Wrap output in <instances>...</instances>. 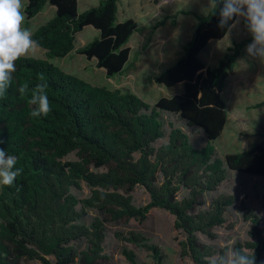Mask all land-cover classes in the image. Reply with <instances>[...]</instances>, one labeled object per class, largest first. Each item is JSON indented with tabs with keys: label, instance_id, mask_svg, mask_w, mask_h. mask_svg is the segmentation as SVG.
<instances>
[{
	"label": "trees",
	"instance_id": "trees-1",
	"mask_svg": "<svg viewBox=\"0 0 264 264\" xmlns=\"http://www.w3.org/2000/svg\"><path fill=\"white\" fill-rule=\"evenodd\" d=\"M119 0H100L98 6L78 12L77 0H28L27 20L39 14L47 3L56 15L34 33L33 39L46 52L45 58L24 57L16 61L12 84L0 98V149L17 158L22 169L12 186L0 189V264H102L106 224L131 220L143 222L152 209L174 217V229L184 235L179 242L180 257L193 264H211L217 251L200 242L198 234L215 238L214 230L227 222V209L238 198L220 194L207 208L204 195L215 191L228 171L264 177V138L249 150L216 157L213 144L227 121L222 92L234 73L236 61L252 38L235 43L216 67H208L199 53L210 40L222 39L236 18L220 26L223 0L213 2L207 16H199L184 54L170 68L155 76L166 87L184 83V92L162 97L153 106L135 93L96 86L66 73L50 60L63 58L74 49L76 35L86 26L100 36L78 50L96 59L107 78L121 74L129 59L126 47L137 29L133 19L117 22ZM44 77L52 111L47 117H32L30 91ZM29 85L23 97L18 89ZM264 105V101L254 108ZM163 113H172L188 127L200 128L206 143L195 147L189 135L173 127L168 142L163 138ZM75 154L76 160H65ZM90 188L80 198L72 189L81 183ZM143 187L149 202L136 206L130 193ZM181 191L185 192L179 198ZM95 211L89 223L86 216ZM251 222L252 240L234 247L247 250L256 264H264V217L243 206ZM121 241L145 248L155 264H165L160 249L148 243L141 232H116ZM226 249H221L218 256ZM130 264L138 263L133 250L123 248ZM217 256V257H218ZM53 258V261L50 260Z\"/></svg>",
	"mask_w": 264,
	"mask_h": 264
},
{
	"label": "crops",
	"instance_id": "crops-1",
	"mask_svg": "<svg viewBox=\"0 0 264 264\" xmlns=\"http://www.w3.org/2000/svg\"><path fill=\"white\" fill-rule=\"evenodd\" d=\"M77 1L79 13H83L98 6L100 2V0ZM185 1H187V5H184V7L180 6L179 0L118 1L117 22L133 19L138 27L126 44V47L130 49L128 62L122 73L115 76L124 74L130 76L137 85L134 86V89L130 88V90L126 91L135 93L144 101H148L145 97L153 98L156 96L152 102L156 103L162 97L170 98L184 92L183 82L178 83L173 87H166L157 84L154 81V78L164 70L172 67L178 59L183 56L184 47L192 39L195 28L198 24V17L207 16L213 8L212 0ZM23 2L26 8L28 0H23ZM56 12V6L47 3L44 9L34 18L31 20H27V17L25 18L24 27H27L32 33H34L40 26L45 25L53 19ZM192 13L195 15H190ZM237 20L239 21L238 23L236 22ZM99 36L100 31L95 27H84V29L76 35L74 49L63 58H55L50 61L66 73L77 76L94 85L97 80L94 78H92V80L88 78V75L85 74V67L89 65L96 66V59L93 58L89 60L84 55L79 54L78 50ZM250 38H252V36L248 32L246 21L243 17H237L226 35L222 39L210 40L206 47L199 53V57L206 66L216 67L220 60L229 52V48L233 47L235 43H240ZM246 46L242 49L236 63H239L242 58H244L246 59L245 62L254 63L258 67L259 64L264 65V63H261L258 58H253L247 54ZM26 57L41 59L46 57V52L41 48H38L34 53H30ZM102 73H105L106 76L105 70L104 72L102 71ZM263 74L264 67L260 66L257 69L256 74L253 76L247 75L234 80H230L229 77L231 75L228 77L222 92V97L226 103L227 121L222 134L219 137L226 135V129L228 127L230 129L239 128L236 121L247 112V105L254 102V100L256 101V99H258L263 93V89L261 86L259 87L260 82L263 81ZM145 84H147V88L149 89L144 92L140 89H142ZM236 90L238 93H235ZM250 95L256 96L253 101L252 99H249ZM229 96H231L232 103L236 102L238 104H243V102H246L244 105H240V108L238 109L240 116L232 109L233 107L229 106L227 101ZM202 137L205 139L204 133H202ZM229 137L234 143L233 135L231 134ZM263 138L264 136L257 138L250 147L242 150H249L254 145L260 143ZM217 139L214 140L213 144ZM227 154L229 153H223L220 157L224 158Z\"/></svg>",
	"mask_w": 264,
	"mask_h": 264
},
{
	"label": "rangeland",
	"instance_id": "rangeland-1",
	"mask_svg": "<svg viewBox=\"0 0 264 264\" xmlns=\"http://www.w3.org/2000/svg\"><path fill=\"white\" fill-rule=\"evenodd\" d=\"M180 6L184 7L187 5V1L179 0ZM195 15V14H190ZM246 59L236 63L235 72L229 78L230 80L238 79L240 77H245L247 75L253 76L256 74L257 69L264 65L256 66L254 63L245 62ZM54 64V63H53ZM57 66V65H56ZM258 67V68H257ZM103 69H97L96 66L85 67V74L88 78L96 79L94 85L106 86L111 90H121L126 91L130 88L134 89L137 85L134 80L127 74L115 76L113 78H107ZM233 82V81H231ZM135 83V84H134ZM133 84V87H132ZM263 89L262 95L247 105V112L236 121L239 128H227L226 135L221 136L214 143L216 148V157H220L223 153H236L238 151H243L242 149L250 147L253 142L264 136V105L259 108H254V106L262 101H264V74L263 81L260 82L259 87ZM138 88V87H137ZM136 89V88H135ZM147 84L142 87V91H147ZM262 91V90H261ZM233 93V92H232ZM231 93V95H232ZM235 93H238L236 90ZM256 96L250 95L249 99H255ZM150 105L156 96L145 97ZM229 106L240 116L239 108L240 105L236 102H231V96L227 99ZM234 101V100H233ZM239 106V107H238ZM164 119V131L165 135L163 138L157 140L154 143L156 148L164 145L168 142V135L171 131L172 126L182 129L185 133L189 135L191 143L195 147H202L205 144V139L202 137L203 131L198 127H188L186 123L179 118V116L172 113H163ZM202 132V133H201ZM233 135V141L229 135ZM75 154L68 155L65 160H76ZM1 189V185H0ZM78 197L84 198L90 195V188L85 184L81 183L80 189H72ZM220 194L234 195L238 198L237 202L227 209V222L224 226L218 227L214 230L215 238L210 239L203 234H198L200 242L206 243L212 246L217 254L212 258L215 259L221 249H226V246L234 247L239 242H244L247 240H252L249 236L251 222L246 220L243 216V206L250 208L254 214L263 218L264 217V177L253 176L245 173H239L236 171H228L226 179L221 183V185L212 192L206 193L204 199L207 208L211 200ZM132 202L136 206H144L149 202V195L146 190L137 186L130 193ZM185 195L184 191H181L179 198ZM97 216L95 211H89L86 216V222L89 223L94 217ZM106 238L104 242V254L108 257L107 261L102 264H130L124 255L122 254L123 248L131 249L135 252L138 263L155 264L152 255L143 247L136 246L131 243H127L118 239L115 235L116 232L127 233L131 230L143 233L148 238V243L157 246L164 257L165 264H193L188 259H182L180 257V246L179 242L184 239V235L180 231L174 229V217L161 209H152L148 214L145 221L139 222L131 220L129 222L119 221V222H108L106 224ZM53 261V258H50ZM21 264H41L39 261H28L25 260ZM79 264V263H75Z\"/></svg>",
	"mask_w": 264,
	"mask_h": 264
},
{
	"label": "clouds",
	"instance_id": "clouds-1",
	"mask_svg": "<svg viewBox=\"0 0 264 264\" xmlns=\"http://www.w3.org/2000/svg\"><path fill=\"white\" fill-rule=\"evenodd\" d=\"M216 4V0H214ZM23 0H0V98L5 97L12 84L13 73L16 71V61L34 53L39 48V42L33 39V33L24 27L26 14ZM220 26L228 25L236 17H243L248 32L252 36L246 46V52L253 58L264 63V0H223L220 9ZM239 22L238 20L236 21ZM36 84L30 91L28 103L32 106L30 116L47 117L52 111L47 95V83ZM23 97L29 93V85L23 84L18 89ZM0 143H3L0 140ZM17 158L8 155L0 149V185L12 186L22 172L17 169ZM211 264H256L255 257L247 250L226 246V251L211 261Z\"/></svg>",
	"mask_w": 264,
	"mask_h": 264
}]
</instances>
